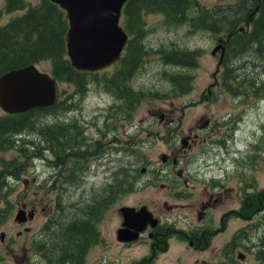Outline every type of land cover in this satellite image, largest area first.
Segmentation results:
<instances>
[{
    "label": "rangeland",
    "instance_id": "1",
    "mask_svg": "<svg viewBox=\"0 0 264 264\" xmlns=\"http://www.w3.org/2000/svg\"><path fill=\"white\" fill-rule=\"evenodd\" d=\"M8 1L0 0V23L41 2L21 0L22 7L7 10ZM241 1L190 0L186 20L177 22L138 0L129 7L141 11L133 28L137 33H129L138 53L129 78L123 81L126 73L119 76L115 66L95 77L88 72L79 89L62 80L59 97L66 108L33 111L19 124L21 129L9 132L0 155V264H137L151 249L138 234L124 243L111 241L121 222L118 207L146 204L164 218L155 207L164 208V199L169 203L172 196L161 184L176 179L180 165L195 188L202 183L196 184L197 175L221 173L225 181L224 176L237 170L256 174L258 187L253 188H264V34H253L264 0ZM203 9L207 14L202 15ZM214 12H222L228 21L213 24L211 19L219 21ZM174 48L187 54L182 58L187 63L165 59ZM51 62L42 58L36 65L51 73ZM173 77L184 80L181 89ZM4 113L0 106V118ZM46 132L58 134L54 150L61 151L59 163L53 147L45 150L50 160L31 154L30 142L44 145ZM189 135H196L197 142ZM173 157L177 164L163 161ZM231 184L227 205L242 203L243 218L232 215L227 229L212 235L207 247H194L188 242L190 209L181 208L169 217L178 224L174 237L179 239H172L167 249H156L151 264H194L196 257L211 259L222 246L226 254L237 256L243 250L249 262L264 264L257 261L264 258V247L257 243L260 237L264 240L263 195L250 207L245 199L256 190L246 191L247 184L239 179ZM180 185L175 182L173 187ZM108 193L115 194L113 215L96 220V234L80 256L76 248L84 239L81 228L89 226L93 213L86 215L85 210ZM23 202L26 210L19 224L15 217ZM31 208L35 216L30 210L27 220ZM252 215V221L245 220ZM250 223L253 227L245 231L242 225ZM185 227L187 231L181 230Z\"/></svg>",
    "mask_w": 264,
    "mask_h": 264
},
{
    "label": "flooded vegetation",
    "instance_id": "2",
    "mask_svg": "<svg viewBox=\"0 0 264 264\" xmlns=\"http://www.w3.org/2000/svg\"><path fill=\"white\" fill-rule=\"evenodd\" d=\"M14 114L11 113H4V116H12ZM206 119V118H205ZM208 121V119H207ZM192 129L189 130V133L191 132ZM8 132V131H7ZM8 134L6 133L4 134V136L0 137V141L1 140H6L8 138ZM57 133H44L45 138L47 139V143H45L44 145L40 146H34L31 142L30 144L32 145L33 149L31 150V154L35 155V158L37 159H43L46 158V154H45V150H49L50 147H53V152H54V158H57V160H55V164L56 162L59 163L60 162V156H61V151H57L54 150V147L57 143V141L55 140L57 137ZM190 138H192L193 142L196 143L197 140H195L196 135L192 136L189 135ZM220 141L222 142V144L224 143V139H220ZM50 142V143H49ZM186 142L188 143V140H186ZM3 146L4 144H0V155L3 151ZM192 144H188V147H191ZM186 147V148H188ZM185 148V149H186ZM30 151V150H29ZM48 159V158H46ZM50 160V159H48ZM164 162L166 161V163L171 162V164L175 163L177 164L179 161L176 158H172L171 161H168V158L166 160H163ZM174 165V164H173ZM208 166H204V172L206 174H208ZM224 166L222 165L221 167V172L223 171ZM2 171V169H1ZM10 173H13V171L11 169L8 170ZM226 171V170H225ZM185 169L184 167H182L181 165L178 166V170H177V176L176 179H173L171 181V183H162L161 187L165 188L166 187V193H168L170 196H172V200L171 202L168 203V201L166 199H164V203L162 204L164 206V208H157L156 209L159 210L160 214L159 215H164V218H160L157 215H154L152 210L149 209L147 207L146 204H141L138 208L144 206L148 211L147 212H151V217L148 220H143L147 221L146 224L144 225V228L142 230L138 231V237L137 239H139V241H146L151 249V253L150 255L147 256H143L137 264H151L152 261V256L155 255V251L156 249H167L169 246V243L172 239H179L178 237H174L176 231L178 230V228L176 227V225H178L176 223V220H171L169 217H173L175 215V213H177L178 210H180L181 208H189L190 209V214L189 215V220L186 221L188 223V227H189V232H191V234H189V244L194 246V247H207L209 244L210 237L212 235H216L219 232H223L227 229V225L229 224V219L232 215H235L234 217L237 218H243V212L242 209L240 208L242 206V203L239 207H235L232 205H227L228 202L230 201L231 198V191L234 189V187L232 186L233 184H231V182L233 180H238L239 181H243L244 183H246V187L247 190L249 191L250 188L254 189L253 187L256 185L257 182V176L256 174L252 173L251 175H246L247 173H243L240 170H237L236 172L238 173H231L229 176H224L225 181L222 180V176L221 173L218 174H210L208 175V178L205 177V175H197L199 177V179H196V184L197 181L198 183L201 181L202 183L200 184V187L195 188L194 184L190 185V181L191 179L189 178L188 180V176L184 173ZM249 179L247 180L246 178ZM64 177H66L64 175ZM125 178L129 179V176H125ZM226 181L228 183V185L226 184ZM176 183H181L180 188L178 189H174V184ZM165 186V187H164ZM257 186V185H256ZM250 187V188H249ZM258 187V186H257ZM169 190H172V192L170 193ZM256 190L255 192H252L250 195L247 196V199H245V204L249 203V206L252 207V201L254 199H257L259 197V194L263 195V207H264V188L262 189H254ZM119 193V192H118ZM122 193H119V195H121ZM1 198H0V206H1ZM251 202V203H250ZM116 203L115 200V194H110L108 193V195L105 198H100L99 201H94L92 204V207L86 208L85 210V214L87 215L89 212L93 211L92 215L89 217V226H85L81 228V233L82 231L84 232V239L82 240V238H80V243L82 244L80 247L76 248V251L78 252V254L80 256H82V254H84L89 246L91 245V240L92 235L96 234V232L94 231L95 229H93L94 226H96V220H98L99 222H102L103 218H105L108 213L111 212V216L113 215V211H114V205ZM126 205V204H125ZM128 205V204H127ZM223 205V206H221ZM25 202H23L21 204V206L19 208H17V211L20 210H26L24 209ZM122 206V205H121ZM118 207V214L121 216V222H120V226H118L116 228V231L114 229L113 235L112 236V240L111 241H117V242H121L124 243L123 239H120L118 237V229L123 227V222H124V217L122 215V212L120 210V207ZM134 206V205H131ZM221 206V207H220ZM136 209L137 207L134 206ZM256 208V207H255ZM165 209V210H164ZM33 212V217L35 216V209L31 208L29 210H27L28 213V219H29V212ZM259 211H257V213L255 214V216L258 214ZM99 213V215H98ZM173 213V214H172ZM184 214L187 212H183ZM17 215V214H16ZM98 215V217H97ZM30 216H32V213L30 214ZM110 216V217H111ZM176 216H179L181 218L185 217L182 216L181 214H178ZM32 217V218H33ZM17 217H15V222L16 223H20L21 220L16 219ZM153 219H156V223L152 224V222L154 221ZM253 219V215L250 218H245L246 221H252ZM153 220V221H152ZM158 222H160L161 224H159ZM254 223H250V224H245L242 225L245 228V231H249L252 227H253ZM241 226V228H242ZM77 226H75L76 228ZM239 228V229H241ZM29 230V229H27ZM41 230V229H40ZM181 230H186L185 228H181ZM21 231V230H19ZM18 232V231H17ZM21 232H19L18 234H20ZM40 234V232H39ZM233 235V234H232ZM182 238V237H180ZM231 238V237H230ZM233 238V237H232ZM117 239V240H116ZM197 239V240H196ZM196 240V241H195ZM1 241L4 242L6 241V234L2 235L1 237ZM110 241V242H111ZM228 241L231 243L232 241H230V239H228ZM262 241H264L261 237L258 240L257 243H260V248L264 247V244H262ZM203 243V245H202ZM110 243L108 242L106 247L109 245ZM162 244V245H160ZM222 246L218 252V255H213L211 259H206L205 257H196L194 260V264H256L254 262H249L246 254L244 253L243 250L238 251L237 256H232L230 254H226V250L223 249ZM226 248V247H225ZM243 251V252H242ZM257 261H264V258L261 256L257 257ZM85 263V262H84ZM91 264V263H90Z\"/></svg>",
    "mask_w": 264,
    "mask_h": 264
},
{
    "label": "trees",
    "instance_id": "3",
    "mask_svg": "<svg viewBox=\"0 0 264 264\" xmlns=\"http://www.w3.org/2000/svg\"><path fill=\"white\" fill-rule=\"evenodd\" d=\"M144 1L151 6H146L149 10L162 11L166 18L171 21L183 22L186 20V16H188L190 10V0ZM248 1L253 2V4L255 3V0ZM135 2H138V0H127L123 10L124 27L131 33L132 37L134 33H137L133 28H135L136 22H139L141 13V11L138 10L139 6L137 9H129L131 5L134 6ZM242 2H244V0L241 1V4ZM239 3L240 1L237 4L239 5ZM21 4V0H10L6 5V9L11 10L19 6L22 7ZM255 8L256 4L252 6L251 10ZM227 9H229L228 5ZM233 10L236 11V8ZM238 10L242 12L241 8H238ZM257 10H260V12L256 17V26L255 29L253 28V34L261 35L264 34V5H260ZM207 12V10L203 9L202 15L207 14ZM222 14V12H214L212 15H218L219 21L215 22L211 19L212 23L220 25L224 20L228 21ZM0 25V74L10 68L36 63L38 60L46 58L52 61V75L58 81L67 80L73 82L76 89L81 88L82 84H84L88 72L91 73L93 77L98 76L96 71L92 72L77 69L71 64L70 59L67 57L66 31L68 28V21L65 16V11L57 3H53L50 0H41V2L28 7L22 14L17 15L15 18L5 23H0ZM132 41L133 38L128 40L125 46V53L114 69L117 73H120L119 76L126 73L122 76L123 78L121 77L123 81L129 78L138 59V53L135 48L131 46ZM186 55L187 54H185L181 48H174L165 59L179 64L187 63L182 59ZM173 80L181 89L184 80L174 77ZM112 84L114 83L110 82V85ZM65 105L66 103L60 100L59 97L52 105L33 107L23 112L14 113L15 115L12 116L1 117L0 137L4 136L5 132L9 133L10 131H18L21 129L19 124L24 122L25 118L33 111L58 110L60 108H66ZM4 143H6L5 140L0 141V144Z\"/></svg>",
    "mask_w": 264,
    "mask_h": 264
},
{
    "label": "water",
    "instance_id": "4",
    "mask_svg": "<svg viewBox=\"0 0 264 264\" xmlns=\"http://www.w3.org/2000/svg\"><path fill=\"white\" fill-rule=\"evenodd\" d=\"M51 1L66 10V51L76 68H104L119 57L127 39L126 31L119 24L126 0ZM57 96L58 81L35 63L10 68L0 74V106L6 112L50 105L57 100ZM120 210L124 217V226L118 229L120 239L134 238L147 222L142 221L151 217V212H147L144 206L136 209L123 205ZM22 213V210L18 211L16 219H23ZM153 220L152 224H155L156 219ZM128 231L130 235H127Z\"/></svg>",
    "mask_w": 264,
    "mask_h": 264
}]
</instances>
